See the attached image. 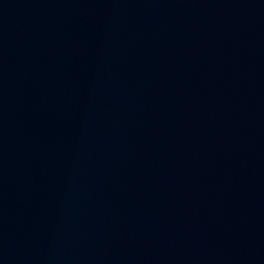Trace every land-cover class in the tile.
Returning a JSON list of instances; mask_svg holds the SVG:
<instances>
[{
  "label": "water",
  "instance_id": "water-1",
  "mask_svg": "<svg viewBox=\"0 0 264 264\" xmlns=\"http://www.w3.org/2000/svg\"><path fill=\"white\" fill-rule=\"evenodd\" d=\"M0 264H264V10L0 0Z\"/></svg>",
  "mask_w": 264,
  "mask_h": 264
}]
</instances>
